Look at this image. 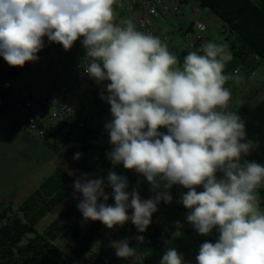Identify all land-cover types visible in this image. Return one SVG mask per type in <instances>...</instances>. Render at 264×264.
<instances>
[{
	"label": "clouds",
	"instance_id": "1",
	"mask_svg": "<svg viewBox=\"0 0 264 264\" xmlns=\"http://www.w3.org/2000/svg\"><path fill=\"white\" fill-rule=\"evenodd\" d=\"M117 3L0 0L1 66L38 60L46 41L70 50L79 39L84 71L102 85L100 97L110 106L105 130L111 149L105 155L113 169L106 178L83 174L73 183L83 220L109 229L131 222L143 233L158 205L171 203V189L180 186L186 189L179 198L188 209L186 221L198 235L218 234L199 246L196 264H264V207L257 195L264 188V163L248 159L259 142L248 138L245 120L228 107L232 91L226 83L238 81L245 66L226 74L231 52L205 38L189 40L191 51L180 62L170 44L171 52L159 36L138 30L130 16L115 22ZM196 19L202 18L193 19V27ZM119 165L141 174L153 195L143 198L139 186L129 190L128 178L114 170ZM111 246L117 257L137 255L128 239ZM159 264L185 259L169 247Z\"/></svg>",
	"mask_w": 264,
	"mask_h": 264
},
{
	"label": "trees",
	"instance_id": "2",
	"mask_svg": "<svg viewBox=\"0 0 264 264\" xmlns=\"http://www.w3.org/2000/svg\"><path fill=\"white\" fill-rule=\"evenodd\" d=\"M197 1L200 7H206L219 17L225 26L223 46L232 54V59L226 66L232 70L236 65L242 64L245 66L244 71L251 74L260 61L264 62V0ZM188 25L191 27L192 22ZM185 55L187 54L180 53V62ZM253 55H256L257 59L254 60ZM3 62L4 59L0 57V66ZM27 65L28 62L22 67L9 65L4 78L10 81L13 75ZM1 95L3 106H10L4 103V96ZM245 99L238 104L230 103L228 107L237 111L245 120L248 138L259 142V146L252 151L248 159L264 163V96L256 102L251 98ZM94 100V107L89 105V108L97 114L98 120L95 122L100 123L103 120L102 125L86 126L70 145L62 149L56 146L54 141V144L48 140L44 142L56 152L59 151L63 158H70L69 162L84 170L86 174L92 175L93 178H106L108 171L113 169L105 155L111 149L105 130V123L111 116L109 107L102 106L103 103L98 97H94ZM79 112L81 113L80 110ZM81 120L85 119L82 117ZM93 151L100 153L99 159ZM76 153L81 154L79 159L74 158ZM88 154L92 155L90 165L84 160ZM81 159L85 162H81ZM130 173L131 170L119 172L128 175L127 178ZM75 179L76 177L66 169L57 167L18 205H8L7 209L0 212V264H77L81 258L89 264H159L169 234L156 223L154 216L152 223L143 233L138 232L131 222H126L123 226H115L107 236L99 238L103 224L91 220L85 222L76 207V198L42 229H38L41 219L74 189ZM146 188L142 190V196L146 195ZM106 191L111 193L110 188H106ZM257 195L261 206L264 207V188L258 189ZM108 203H114V200L110 198ZM36 224L37 229L34 228ZM137 236H142L143 240H138ZM123 239H128L130 246L136 249L135 257L124 259L116 256L111 243Z\"/></svg>",
	"mask_w": 264,
	"mask_h": 264
},
{
	"label": "rangeland",
	"instance_id": "3",
	"mask_svg": "<svg viewBox=\"0 0 264 264\" xmlns=\"http://www.w3.org/2000/svg\"><path fill=\"white\" fill-rule=\"evenodd\" d=\"M176 5L179 10H170L168 12L169 15L165 16L169 17L165 18V20L162 19L164 16L161 17L158 20V23L160 21L159 25L162 30L166 28L167 24H172L171 28L163 30V35L165 37L166 43L170 44L173 48H176L177 46H183V48L186 49L188 47V40H195V34L194 29L188 30L189 26L185 21L195 18H202L204 20H207L211 15V12L206 7H200L197 0H177ZM193 5L194 8L190 9V7ZM215 23H217L215 26L205 31L202 40L205 38L206 41L212 40L223 45L225 26L220 20ZM82 51L85 50L81 46L78 39L70 50H66V54L64 57L65 63L69 62L70 67H72L71 53ZM253 71L254 72L252 74L246 71H240L238 74H236L241 77L238 81L235 79H230L226 83V86L230 87L232 91V97L229 104H238L242 100H246L245 98H251V100L256 102L264 96V62L260 61L257 64V67L253 69ZM225 72L226 74H233L229 66H226ZM15 78L19 79L20 74L17 73L12 76V79H14V81ZM87 86L88 84L85 83V89L81 92V95H79V92L77 90H74L73 88L70 89V94L76 97L77 107L83 113L82 117L86 119L87 127H98L104 122L103 120H101L100 123H97L95 122L97 119L87 120V116L90 115V108L88 106H92L91 108L94 107V97H98L101 100V102L103 103L102 106H110L100 97L99 93L102 89H96L93 91L88 90ZM82 95H84V97L86 98H84ZM92 116L94 118L97 117L96 113H93ZM34 139L36 140L35 145L27 150H21L19 153H16V149L14 153L15 147L8 145L6 142L0 144V212L7 209L8 205H11L12 207L18 205L20 201H22L35 187L38 186L43 178L48 176L57 167L66 169L69 173L72 174V176L76 177V179L83 174H86L84 170L78 169L76 166L70 163V158H63L59 155V151L56 152L52 147H48V145L45 144V142H43L42 140H39L37 138ZM64 139L65 137L62 136L57 137L56 146H59L61 148V143ZM10 149H12V157L7 158L4 154L10 153ZM93 154L95 155L96 152L93 151ZM91 156V154L87 155L88 158L86 163L88 165H90ZM81 160V162H85L83 159ZM90 168H92V166ZM118 170H120L119 172L123 171V173L126 171V169H124L122 165L116 167L115 171L118 172ZM132 172L134 171L131 170L128 181L134 179V176H132ZM126 176L128 177V175ZM135 185L138 184L135 183ZM145 186L150 189V186L146 183L141 185L139 188L144 189ZM147 188L145 189L147 193L144 197L141 195L142 193L140 194L143 198H148L153 194ZM74 192L75 190L73 189L67 197L59 202L41 219V222L38 225V229H42L48 222L55 218L63 208H65L79 196L78 193L74 195ZM172 201H174V195ZM168 205L169 204H165L164 207V205L160 203L158 205V209L165 212L163 209H169ZM156 216V223L159 224L160 227L169 223L168 221H165V219H163V216L161 217L160 212H158ZM34 228L37 229V224L34 226ZM113 228L109 229L105 225H103L100 230L99 238L107 236V234L110 232V230H113ZM215 234L216 237H218L216 231ZM168 241L172 247L177 244L174 238H170ZM166 249L167 248H164V251H166ZM86 254L87 252L85 253V255ZM77 264H89V262L81 258L78 260Z\"/></svg>",
	"mask_w": 264,
	"mask_h": 264
},
{
	"label": "crops",
	"instance_id": "4",
	"mask_svg": "<svg viewBox=\"0 0 264 264\" xmlns=\"http://www.w3.org/2000/svg\"><path fill=\"white\" fill-rule=\"evenodd\" d=\"M121 0H118V3L114 5L115 9V22L119 23L129 17V15H126L125 11L120 5ZM194 5L190 7V9H193ZM181 11V10H180ZM169 14L164 15L162 18L165 20V17ZM193 19L187 20V24L192 22ZM219 19L215 14L211 13V15L206 20L208 23V29L215 26ZM160 21L157 23L158 27H160ZM189 26V25H188ZM172 24H167L165 30L168 28H171ZM190 27V26H189ZM193 25L189 29H193ZM163 29V30H164ZM188 29V30H189ZM226 33V31L224 32ZM189 42V40H188ZM172 47V46H171ZM199 47H195L193 51L198 50ZM190 50L189 47L186 49L183 48V46H177L176 48L172 47V53L175 54L177 57L180 56V53L183 52L184 54H187ZM66 50L62 47L56 45L55 43L48 44L46 41V46L37 54L39 59L36 61L28 62V65L23 68L18 74H20V78L14 79L10 78V86L2 91L4 103L6 105L10 106H16L19 105L20 101L18 99V93L21 89H24L25 85L30 83L33 85L38 86H46L47 88L54 89L58 86H66L67 89V95L64 97L67 101L77 105L76 97L70 94V89L73 88L76 90V87L74 86V55L78 52L71 53L72 56V67H70L69 62L65 63L64 57ZM94 83V89H102V85L98 84L94 79L91 81ZM81 95V93H78ZM84 97V95H82ZM82 97V98H83ZM86 98V97H84ZM89 107V106H88ZM95 114V112H92ZM91 115V114H90ZM91 115L90 119H97L94 118ZM97 115V114H96ZM96 120V121H97ZM73 138H66L61 143V148H65L68 145H70ZM3 142H6L8 145L15 147L14 153L16 149V153L20 152L21 150H27L33 145L36 144V140L34 137L26 134L21 128L14 123L13 121L6 120L0 115V144ZM44 142V141H43ZM42 142V143H43ZM54 142H57V139L54 140ZM51 141L50 143H53ZM46 144V143H45ZM49 147V146H48ZM10 153H5L4 155L7 158L12 157V149L9 150ZM97 156L96 158L99 159L100 153L98 151H95ZM26 158V157H25ZM88 157H85L84 160L86 161ZM38 166V165H36ZM40 168V167H39ZM132 176H134V179L129 181V190H132L133 188H136L137 186H141L144 183L147 185V180L141 175L136 172H132ZM137 183L138 185H135ZM150 186V185H149ZM145 188V187H144ZM140 194L142 192V188H139ZM202 190L201 188L198 189ZM186 191V189L180 187V186H173L171 189V193L174 195V201L169 204V209H163L159 210L153 214L155 220L157 219L156 215L158 212L161 213V217L163 216V219L165 221H168L169 223L167 225H163L162 227L164 230L169 234V238H174L177 242V244L173 247L178 250L179 253L183 254L185 259V264H196V255L198 254L199 246L204 241H210L215 242L216 240V234L215 230L212 234L208 236H202L198 235L196 231L192 228V226L186 221L185 217L188 212V209H186L181 203H179V198L182 192ZM153 195V194H152ZM8 197V196H5ZM144 197V196H143ZM21 202V201H20ZM164 207V202H161ZM167 207V206H166ZM172 247L169 244V241L163 246L162 252L164 251V248ZM164 253L161 254V256Z\"/></svg>",
	"mask_w": 264,
	"mask_h": 264
},
{
	"label": "built area",
	"instance_id": "5",
	"mask_svg": "<svg viewBox=\"0 0 264 264\" xmlns=\"http://www.w3.org/2000/svg\"><path fill=\"white\" fill-rule=\"evenodd\" d=\"M176 2L177 0H121L120 5L138 30L159 36L162 42L166 43L163 31L156 23L170 10L178 11ZM194 27V38L198 42L202 41L207 28L206 22L196 19ZM167 46L171 52L170 46ZM85 63V51L76 53L73 83L79 93L85 89V83L88 84L87 89H92L94 84L91 82L92 78L84 71ZM6 68L5 64L0 67V113L4 119L16 123L26 134L50 142L59 136L74 138L86 128V119L81 120L83 113L79 112L77 105L64 98L67 95L66 86L50 89L28 83L18 93L19 105L4 107L2 90L10 86V81L3 78ZM239 68L240 66L234 71ZM92 112L91 110L90 114ZM88 117L89 115L87 119Z\"/></svg>",
	"mask_w": 264,
	"mask_h": 264
},
{
	"label": "water",
	"instance_id": "6",
	"mask_svg": "<svg viewBox=\"0 0 264 264\" xmlns=\"http://www.w3.org/2000/svg\"><path fill=\"white\" fill-rule=\"evenodd\" d=\"M5 65L8 67L9 65L7 64V62H5Z\"/></svg>",
	"mask_w": 264,
	"mask_h": 264
}]
</instances>
